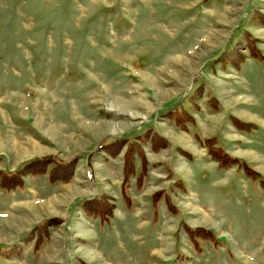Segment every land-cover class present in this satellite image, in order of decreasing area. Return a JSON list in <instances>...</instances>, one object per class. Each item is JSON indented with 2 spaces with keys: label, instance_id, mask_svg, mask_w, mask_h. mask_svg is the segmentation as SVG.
Returning a JSON list of instances; mask_svg holds the SVG:
<instances>
[{
  "label": "rangeland",
  "instance_id": "obj_1",
  "mask_svg": "<svg viewBox=\"0 0 264 264\" xmlns=\"http://www.w3.org/2000/svg\"><path fill=\"white\" fill-rule=\"evenodd\" d=\"M181 109L188 131L166 118ZM146 130L167 146H143L125 198L123 148L101 146ZM0 143L1 172L75 159L66 181L0 190V264H264V0H0Z\"/></svg>",
  "mask_w": 264,
  "mask_h": 264
},
{
  "label": "trees",
  "instance_id": "obj_2",
  "mask_svg": "<svg viewBox=\"0 0 264 264\" xmlns=\"http://www.w3.org/2000/svg\"><path fill=\"white\" fill-rule=\"evenodd\" d=\"M251 56L256 58L257 55L251 51ZM166 118L175 123L180 130L188 131L186 125H194L193 117L186 112V110L168 111ZM233 125L241 129L242 124L237 119L232 118ZM248 126V125H247ZM146 130L143 134L133 136L131 141L127 139L112 140L106 142L101 146L104 150L103 153L107 155H115L118 151L122 150V180H121V194L125 197V189L129 186L130 181H134L136 189L141 188V181L147 174V161L143 151V146L148 145L152 150H158L167 146L166 140L159 134H150ZM192 138L196 144L207 150V154L214 162L218 164L220 169H227L230 167H237L243 169L247 177L252 180H257L259 175L255 172L248 170L244 163L235 157L225 153L219 147L214 138L202 139L198 133L193 132ZM125 146V147H124ZM75 159L61 162L53 158H37L36 160L23 162L11 171H0V190L11 192L15 189H21L24 186L23 177L35 178L45 176L49 183H56L58 181H66L72 173V168ZM46 162V163H45ZM139 164L138 171L136 166ZM67 175V177H65ZM66 178L65 180L63 178ZM126 198V197H125ZM101 198H97L92 208L83 207L86 216L99 219L103 225L107 223L108 216H111V205ZM91 207V206H90ZM45 225V224H44ZM45 227V226H44ZM189 240L196 244V240H207L215 242L214 236L211 232L201 229H186ZM217 242V241H216Z\"/></svg>",
  "mask_w": 264,
  "mask_h": 264
},
{
  "label": "bare ground",
  "instance_id": "obj_3",
  "mask_svg": "<svg viewBox=\"0 0 264 264\" xmlns=\"http://www.w3.org/2000/svg\"><path fill=\"white\" fill-rule=\"evenodd\" d=\"M122 105V104H121ZM0 147H1V143H0ZM7 227V226H6ZM10 229H13V228H10Z\"/></svg>",
  "mask_w": 264,
  "mask_h": 264
}]
</instances>
